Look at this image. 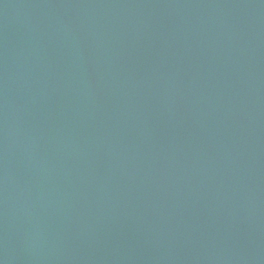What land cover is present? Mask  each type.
Segmentation results:
<instances>
[{
    "label": "water",
    "instance_id": "water-1",
    "mask_svg": "<svg viewBox=\"0 0 264 264\" xmlns=\"http://www.w3.org/2000/svg\"><path fill=\"white\" fill-rule=\"evenodd\" d=\"M0 264H264V0H0Z\"/></svg>",
    "mask_w": 264,
    "mask_h": 264
}]
</instances>
